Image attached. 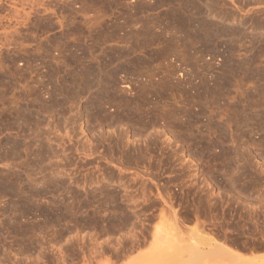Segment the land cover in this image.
I'll return each mask as SVG.
<instances>
[{"label":"rangeland","instance_id":"374dc122","mask_svg":"<svg viewBox=\"0 0 264 264\" xmlns=\"http://www.w3.org/2000/svg\"><path fill=\"white\" fill-rule=\"evenodd\" d=\"M0 264H264V0H0Z\"/></svg>","mask_w":264,"mask_h":264}]
</instances>
